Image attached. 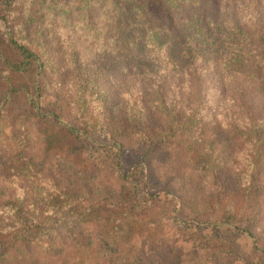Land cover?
I'll use <instances>...</instances> for the list:
<instances>
[{
    "label": "trees",
    "instance_id": "obj_1",
    "mask_svg": "<svg viewBox=\"0 0 264 264\" xmlns=\"http://www.w3.org/2000/svg\"><path fill=\"white\" fill-rule=\"evenodd\" d=\"M33 4L0 0L1 80L32 108L14 136L0 103V264H138L139 205L179 223L157 239L172 246L223 213L178 264L225 259L227 230L264 254V0ZM47 91L77 127L44 111ZM93 134L109 142L87 175L68 136ZM131 180L160 190L127 196ZM182 206L195 217L178 219Z\"/></svg>",
    "mask_w": 264,
    "mask_h": 264
},
{
    "label": "rangeland",
    "instance_id": "obj_2",
    "mask_svg": "<svg viewBox=\"0 0 264 264\" xmlns=\"http://www.w3.org/2000/svg\"><path fill=\"white\" fill-rule=\"evenodd\" d=\"M33 10L38 11L37 0H34ZM0 67V71H1ZM43 87L45 86L42 81ZM10 88L1 80L0 74V103L7 101L4 118L10 133L18 136L21 131L19 121H26L32 114V108L29 104L28 98L22 95L13 93L9 95ZM44 111L47 113H57L60 118L72 126L77 127L76 122L70 113V109L66 103L59 100L53 91H47L44 94ZM47 118L52 119V116ZM41 128L52 126V122L38 123ZM68 142L73 147L84 148L87 157V163L82 171L87 175H95L97 173L94 159L100 154V147L109 142L108 137L104 134H93L87 137L68 136ZM137 158L134 155H125L122 160V169L129 172L131 167L136 163ZM227 175V174H226ZM149 194H154L160 190L156 181H150L149 186L145 187ZM146 189L143 184L136 181H129L126 189V195L133 197L135 195H145ZM152 207V204H147V207ZM146 206L139 205L136 209V214H142L139 220L136 221L135 227L132 231L131 242L133 249L138 259V264H178L179 255L177 251H191L194 249V237L196 234L201 235L207 239L214 231V225L219 226L223 221V213L220 211H213L209 213L208 219L211 225L204 227L200 231L191 228L189 234L179 238L174 244L169 245L157 239L166 236L170 229L179 227V223L167 217L164 213L168 210L159 208V213L147 212ZM166 211V212H165ZM195 213L188 207H180L177 212V218L180 220L193 219ZM152 221V225H148L147 221ZM243 228L246 225H242ZM228 235L233 236L232 252L225 259L212 258L205 264H250L255 262H264V254L258 252L253 245L249 236L238 230H227Z\"/></svg>",
    "mask_w": 264,
    "mask_h": 264
}]
</instances>
